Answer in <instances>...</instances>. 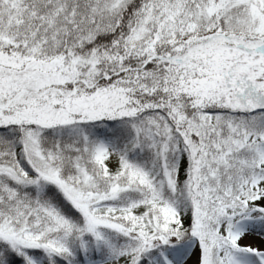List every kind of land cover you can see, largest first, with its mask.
<instances>
[{
    "label": "snow or ice",
    "instance_id": "snow-or-ice-1",
    "mask_svg": "<svg viewBox=\"0 0 264 264\" xmlns=\"http://www.w3.org/2000/svg\"><path fill=\"white\" fill-rule=\"evenodd\" d=\"M0 264H264V0H0Z\"/></svg>",
    "mask_w": 264,
    "mask_h": 264
}]
</instances>
